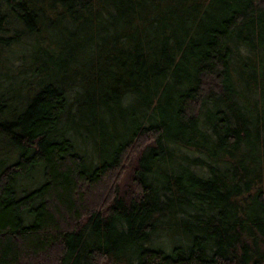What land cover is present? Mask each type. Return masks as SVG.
<instances>
[{
    "label": "trees",
    "instance_id": "16d2710c",
    "mask_svg": "<svg viewBox=\"0 0 264 264\" xmlns=\"http://www.w3.org/2000/svg\"><path fill=\"white\" fill-rule=\"evenodd\" d=\"M264 0H0V264H261Z\"/></svg>",
    "mask_w": 264,
    "mask_h": 264
},
{
    "label": "rangeland",
    "instance_id": "374dc122",
    "mask_svg": "<svg viewBox=\"0 0 264 264\" xmlns=\"http://www.w3.org/2000/svg\"><path fill=\"white\" fill-rule=\"evenodd\" d=\"M261 264H264V260H263V262Z\"/></svg>",
    "mask_w": 264,
    "mask_h": 264
}]
</instances>
